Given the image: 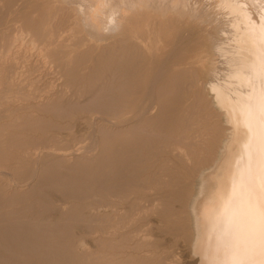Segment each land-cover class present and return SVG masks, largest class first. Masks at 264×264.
Wrapping results in <instances>:
<instances>
[{
    "label": "rangeland",
    "instance_id": "obj_1",
    "mask_svg": "<svg viewBox=\"0 0 264 264\" xmlns=\"http://www.w3.org/2000/svg\"><path fill=\"white\" fill-rule=\"evenodd\" d=\"M45 1L0 0V52L27 35L0 59V216L38 225L64 261L12 247L0 249V264H66L69 257L68 264H205L187 205L223 142L233 139L232 154L237 139L210 88L230 83L228 65L218 60L220 73L212 76L217 56L196 23L214 32L217 24L230 28L224 0H191L203 14L188 18L191 27L181 39L162 19L157 26L129 25L124 36L112 31L102 38L91 30L77 36L62 2ZM255 5L258 0L251 5L257 14ZM50 31L56 36L45 46L43 33ZM60 150L65 159L56 155ZM60 200L67 207L59 214Z\"/></svg>",
    "mask_w": 264,
    "mask_h": 264
},
{
    "label": "bare ground",
    "instance_id": "obj_2",
    "mask_svg": "<svg viewBox=\"0 0 264 264\" xmlns=\"http://www.w3.org/2000/svg\"><path fill=\"white\" fill-rule=\"evenodd\" d=\"M58 1H60V3L62 2V4L59 7L60 11L62 13H65L64 10H67L69 18L70 16H72L73 20H70V22L71 21L74 22L75 25L74 27H76L75 30L76 29L78 30L79 28L78 32H76L77 30L75 32L73 31V34L75 35V33H77L76 34L77 36L78 33L79 35H81L80 34L81 32H79L81 30H83V32L84 31L90 32L91 30L99 35L100 33L102 34V32L105 33L107 32L106 35L103 33L102 34L103 36H109L110 32L111 35L112 31L115 32L114 33L115 35L117 33L123 35V33L125 32V30H127L129 25L135 27V29L137 28L139 29L144 24L146 25L154 24L155 26H157V24L159 23L158 21L162 19L163 21L166 22L165 26L166 28H169V31H173L174 28L176 31V27H177L178 30L176 31L175 34L179 35L180 39L183 37L187 38L186 33L189 27H191V23L189 22L188 18H192V16L195 13H198L197 11H201L202 13L204 10V9L202 10L201 8L200 10L197 7L198 5L196 6V4L195 5L191 4V0H58ZM243 1H245L246 4ZM250 1L251 2H249V0H224L222 2V6H224L225 9H227L228 11V15L230 19L229 20L230 28H227L226 25L218 26L217 24L216 26L214 25L216 31L214 32V30L212 29L210 30L211 27L207 28L205 26L206 24L204 26L202 24H198L197 22L198 18L196 17V22H197L196 25H198L199 28L205 33L204 37L211 39L210 41H212V43L210 44L213 51L212 53L217 56V57L215 56L216 59L214 62H212L213 64H211L214 67L211 70L212 76L213 75L216 76L217 73L219 72L218 67L216 68L217 65L216 66L214 65L215 63L218 62V60L222 65L223 64L228 65V71H229L228 76H230L229 82L232 83V86H230V83L229 84L226 83L227 81L225 83H222L220 81H217L216 79L217 82L215 83L211 81L212 83L210 84L211 85L210 88H212L213 91L216 92L217 95L216 99H218L219 103L224 107V109H226L227 114L225 115H227L228 120L233 124L234 136L235 139H237V150H235V152H233L232 154H228V152L233 148L231 146L233 139L232 141L225 140L223 142L222 149L219 151L220 152L219 157L217 160H215L214 165L212 167L207 168L208 171L207 169L204 168V170H202V172L200 173L199 179L201 181V185H200L199 193L195 197L193 203L187 205V208L189 207L188 210H191V213L193 214L195 220L196 235H195L194 244L196 245L197 249L202 250V257L205 264H264V0H258V5L257 6L255 5V7H257V14H255L253 11L254 9L251 8V5H254L255 1L257 0H250ZM203 4H205V2ZM40 5L41 3L39 4V6ZM57 9L58 8H56V10ZM56 12L58 13V11ZM204 14L207 13L204 12ZM217 14L218 13L216 12L214 16ZM209 16L210 15H208L207 17ZM224 16L226 17V15ZM224 16H219L221 17V21H222V17ZM210 20L208 21L210 22ZM212 21L214 22V19ZM223 21L225 20L223 19ZM50 26H51L50 28L52 29V24H50ZM74 27L71 29V31L74 30ZM11 30L12 29H10L9 31L11 32ZM52 30L54 31V29ZM208 30H210L209 33L206 32ZM57 31L58 30H55L54 32L56 33ZM85 32L84 34H86ZM157 32L156 34H158ZM55 33H53L52 31L43 33L45 46H47V44L51 42V40L53 39V35ZM152 34L154 37L155 33ZM211 34L213 38H211L210 36ZM25 35L23 34V36L22 35L15 36L14 40L9 45L10 48L9 49L7 48L8 49L7 52H3V51L0 52L1 53L0 59L3 60L7 56H9L10 54L9 52L17 43L18 44L23 43L24 45ZM99 35H98V39L102 37V35H100V37ZM118 38L120 39V37ZM5 39L7 40V37ZM92 39L91 40L89 39L90 41L87 42L94 41ZM176 39L174 43L176 42ZM29 43L31 45V43L33 42L30 41ZM23 45L21 46L23 47ZM19 48L21 47L19 46ZM161 69L162 68H160V71ZM11 70L10 71L13 72V69ZM157 76L159 78V75ZM6 77L8 78V76ZM154 79H152V81ZM226 79L228 80L227 77ZM22 89L24 90L25 86ZM16 109L18 110V108ZM6 110H9V108H7ZM14 111L15 110H13L12 113ZM94 144L97 147L98 143L96 141ZM85 150L88 151L87 149ZM85 150H84V154L86 153ZM39 151L41 153L42 149L41 150L39 149ZM72 154L70 153V155ZM42 155L43 154H39L38 158H40ZM56 155L61 158L64 157L65 159L66 153L64 154V151L60 150L57 151ZM48 194L46 193V195ZM49 196L51 197L52 195ZM43 197L44 196L42 195L41 199ZM8 199L9 197L7 198V200ZM47 202L50 203V201ZM58 202L59 203H57L54 210L55 211L57 210L56 211L57 213L59 211L60 214L62 213V211L64 212V209L67 206L64 207L63 206L64 202H62L61 200ZM42 205L44 206V204ZM108 205L110 204L108 203ZM118 205L116 204V206ZM107 206L105 205L106 210H107ZM44 209L42 208L41 210ZM91 209L89 210L90 212H92L93 210ZM98 209L96 211L94 209L93 212L94 211L97 212ZM102 210H104L103 206H102ZM102 210L100 212H102ZM48 212L50 214H53L49 210H47V213ZM46 214L44 211L43 215L46 216ZM31 223L35 224L37 223V221L35 220V222H31ZM90 223H88L87 225H90ZM41 224L43 223L41 222ZM61 224L62 223H60V225ZM52 225L54 226L56 224H52ZM87 225L86 228H88ZM195 227L193 228L195 229ZM43 231L40 230L38 225L29 226L26 224V222L22 221L16 216L13 215L0 216V249H9L13 247L14 249H17L19 251L20 250L27 251L33 254L40 255L44 257V259L46 260H49L50 258L55 259V257H58L63 263L64 252L55 251L52 248H50L45 243V239H44L45 232ZM78 241L80 243V246L81 244L83 245L84 242L81 243L80 240ZM80 246L76 247L75 245V248H77L76 251L79 252V250L81 249ZM78 247H80L79 250ZM79 253L81 254V252ZM80 254L78 255V257L83 256L82 254L81 255ZM72 257L73 255L71 256V258ZM84 259H86V257ZM66 260L65 263L68 264ZM68 260L72 261L70 257ZM71 263L72 262H70V264Z\"/></svg>",
    "mask_w": 264,
    "mask_h": 264
}]
</instances>
